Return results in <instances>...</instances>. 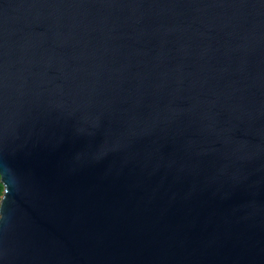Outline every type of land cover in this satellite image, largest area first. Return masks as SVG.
<instances>
[{"label": "water", "instance_id": "water-1", "mask_svg": "<svg viewBox=\"0 0 264 264\" xmlns=\"http://www.w3.org/2000/svg\"><path fill=\"white\" fill-rule=\"evenodd\" d=\"M0 264H264V0H0Z\"/></svg>", "mask_w": 264, "mask_h": 264}, {"label": "trees", "instance_id": "trees-1", "mask_svg": "<svg viewBox=\"0 0 264 264\" xmlns=\"http://www.w3.org/2000/svg\"><path fill=\"white\" fill-rule=\"evenodd\" d=\"M2 194H3V186H2V184L0 182V199H1Z\"/></svg>", "mask_w": 264, "mask_h": 264}]
</instances>
